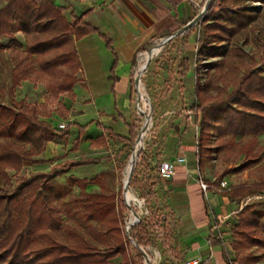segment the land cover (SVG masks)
<instances>
[{
  "label": "trees",
  "instance_id": "obj_1",
  "mask_svg": "<svg viewBox=\"0 0 264 264\" xmlns=\"http://www.w3.org/2000/svg\"><path fill=\"white\" fill-rule=\"evenodd\" d=\"M260 4L261 9H251ZM261 10V11H259ZM65 8L52 0L38 4L35 0H9L0 8V37L9 39V47L22 52L12 71V89L15 94L22 81H31L32 72L41 74L46 83L49 99L57 103L55 113L68 120V110L61 97L75 99L74 87L81 69L76 42L97 30L76 18L74 24L64 16ZM264 0H211L203 18L186 31V39L201 29L205 43H224L246 31L261 15ZM21 35L24 43H19ZM205 47L201 53L206 52ZM6 50L0 43V52ZM232 53L243 54L240 50ZM223 61L213 64L219 74ZM264 49L259 58H252L243 75L222 86L216 95L210 93V84L201 80L200 67L196 66V104L192 113L200 118L197 143V164L204 173L214 150L228 157L238 150V158H254L264 134ZM185 73L189 72L188 63ZM133 91V87H132ZM47 118L46 104L27 106L22 101L11 100V106L0 102V264H143L144 257L136 245H152V234L161 218L152 213L151 222L141 220L131 229L130 238L124 231L123 190L110 191L101 177H95L100 191H86L87 180L74 179L82 185L80 208L84 213L85 227L64 221L66 188L51 184L56 171L67 174L71 168L86 166L94 160L69 161L52 165L49 172L30 173L20 177L11 187L10 172L21 173L26 163L50 164L40 157L47 146L58 136L66 138L69 126L60 130L41 119V110ZM88 126H78L79 136L73 150H77L81 135ZM139 127L131 124L129 137H117L124 144L128 157L133 153L139 136ZM105 144L101 137L91 142V147ZM149 146L138 154L131 189L155 196L159 166L152 164ZM224 175L213 183L220 185ZM221 195L232 201L248 203L238 213L239 223L233 229V250L240 264H259L253 247L264 251V213L256 211L255 200L264 197V182L227 188ZM264 257V253L262 254Z\"/></svg>",
  "mask_w": 264,
  "mask_h": 264
},
{
  "label": "crops",
  "instance_id": "obj_2",
  "mask_svg": "<svg viewBox=\"0 0 264 264\" xmlns=\"http://www.w3.org/2000/svg\"><path fill=\"white\" fill-rule=\"evenodd\" d=\"M35 1L38 4L46 2ZM8 2L9 0L1 7ZM52 2L65 8L64 16L69 23L74 24L75 19L80 18L85 24L97 30L76 42L81 69L77 75L78 83L74 87L75 99L60 98L68 110V120L63 121L54 113L52 116L59 118L60 123H67V126L72 123L75 106L80 104L77 90L79 87L85 89L84 100L81 103L86 105L85 109L87 107L90 110L82 113L85 123L80 126L88 127L81 135L78 149L73 150L74 144L72 145L67 153V160L94 162L72 168L70 172L77 174L93 172L95 164L102 168L105 164L107 168L118 160L124 164L128 154L124 144L115 140L113 135L128 138L130 125L138 126L133 112L136 91L134 70L138 57L154 48L164 38L178 34L191 25L202 15L211 0H52ZM197 34L198 29L187 39L186 32L177 36L185 42L186 51H191ZM190 59V56L183 58L182 70L178 71L179 83H174L180 84L181 89L174 98L175 103L178 101L184 103V108L188 111L171 121L170 115L173 111H167L163 107L172 101L171 98L165 97L160 100L154 98L156 116L152 137L155 141L156 136L159 137L160 143L149 144L147 154L152 155L154 166L164 162L176 165L173 177L158 176L153 191L155 194L153 198L160 200L166 210L164 216L158 213L164 220L163 228L167 226V220L172 224L173 240L171 245L166 247L169 251L163 248L167 254L164 256L162 252L160 253L161 261L166 264H193L196 261L199 264H240L232 247V231L239 223L238 213L245 207L246 202L232 201L222 196V191L216 192L220 185L209 183V162L205 172H199L196 143L198 135L195 134V129L199 131L200 118L196 119L192 113V108L196 104V69L192 67ZM186 63L189 65L187 74L184 71ZM188 77L192 87L194 85L195 99L193 98L191 102L186 94ZM35 87L36 84L31 81H22L18 90L29 92ZM169 90L172 94L173 89ZM41 119L47 122L49 120L47 117ZM72 134L76 141L79 132L72 133L68 129V135L64 140L56 139L48 144L46 153L49 157L46 159L58 156L55 151L58 149L57 146L62 143L69 144ZM101 137L105 138V144L100 148L91 147V142ZM180 159H184L185 162L178 163ZM32 166L34 168L36 165L31 164ZM73 178L78 179L74 176ZM79 179L90 183L93 178L79 176ZM202 182L212 186L207 194L201 190ZM160 232L164 233L162 230Z\"/></svg>",
  "mask_w": 264,
  "mask_h": 264
},
{
  "label": "rangeland",
  "instance_id": "obj_3",
  "mask_svg": "<svg viewBox=\"0 0 264 264\" xmlns=\"http://www.w3.org/2000/svg\"><path fill=\"white\" fill-rule=\"evenodd\" d=\"M6 1L7 0H0V7L4 5ZM254 7L262 10L260 4H255L250 8L254 9ZM177 36L173 37L170 41L164 44L162 48L159 49V54H154L151 61L149 62V66H146L147 69L144 71L142 86L148 96L147 100L145 101L148 105V108L145 109L142 107L143 111L145 112L144 114L140 113L136 108V102L137 98L139 97V93L137 91L134 92L135 98L133 100V112L136 122L139 126V135L143 122L146 118L147 120L150 119L152 125L146 133L144 140L142 141V145L138 150L136 144L133 154L137 151L138 155L141 151H144L146 145H156L160 143L159 137L156 136V141L153 140L152 137V133L155 130L154 124L156 116V104L154 103V98L157 100L165 97L171 98L172 101L169 102V104L167 103V105H163L167 111H173V114L170 115L171 121H174V119H177L180 115L188 111L184 108V103H181L180 101L175 103L174 99L175 96H178L179 92L181 91L180 84L174 85V83H179L178 78L180 75L178 71L182 70L183 58L190 56L192 67H200L202 82H208L210 84V93L212 95H216L217 91L222 88V86L243 75L252 58H259V56L262 54L264 49V15L261 13L260 17L246 31L221 44L205 43L202 30L198 29V34L195 35V41L190 52L186 51V46L183 39ZM17 39L19 43H24L23 38L20 35H18ZM161 42L162 41H160L158 44ZM0 43L4 44L6 47L5 51L0 52V102L7 106H11L12 99H15L18 102L23 100L27 106L46 104L47 113L51 112L55 114L57 112V103L49 99L45 80L43 76L37 72H32L31 79V82L36 84L35 89H31L29 92L16 89L15 94L11 93L12 71L17 65L18 59L20 58L19 52L22 51L15 46L9 47V39L7 38L0 37ZM203 47L207 48L205 53H201ZM232 50H240L243 52V54L239 55L232 53ZM220 61H223L224 65L219 74L216 75L213 64ZM259 70L264 71V67H260ZM186 85L188 87L186 92L187 99L189 102H191L193 98L195 99V94L193 92L194 85L192 87L190 77L186 79ZM169 89H173L172 94L171 90ZM77 92L80 104L75 106V111L72 114V123L68 124L69 130L72 133L77 132L78 126L85 123L82 113H84V111L87 112L90 110L87 109V107L86 110V105L81 103V101L84 100L83 92L85 93V89L83 87H79ZM143 104L144 103L142 102V106ZM44 111L45 109L41 110V118L45 117ZM48 123L56 127L59 125L60 119L52 117L48 120ZM61 124H64L67 127V123L65 122L60 123V125ZM195 130V134L198 135V129ZM73 136L74 135L72 134L71 138L69 139V144L62 143L61 145L57 146L58 149L55 151L58 156L54 155V157L50 159V164L47 163L45 165H36L34 168L33 166L31 167V164H26L21 173L15 174L14 172H10L9 174L12 177L11 187L15 186L16 181L20 177L33 173V170L36 172H49L52 165H64L66 162H69L67 160V153H69V150L75 142V137ZM57 139L58 141L64 140V138L60 136H58ZM238 153V150H234L233 155L228 157L214 150L208 165L210 184L215 182L216 179L221 175L225 176L223 182L227 184V187L264 182V134L260 135L259 137V143L255 149L256 156L254 158H238ZM133 154L130 157H126L124 164H122L121 160L108 165L107 168L105 164L103 168L102 166H97L95 164L93 172H79L80 174H77L70 172L71 170H69L67 174H62L60 171H56L51 184L55 187L64 186L66 188L64 201L68 204L70 210V212L64 210V221H68L69 223L80 227L86 226L85 218L83 217L84 213L80 208L82 199V185L74 183L73 176L78 179L79 176L81 178H94L95 176L101 177L102 180L107 184L110 191L118 192L119 190H123L124 200L125 174L128 165L132 163ZM47 157L49 156L47 153H45L40 158L47 160ZM28 167H31L30 169L33 170L31 171ZM80 171L82 170L80 169ZM85 188L89 193H98L100 191L99 187L95 183H86ZM129 189L131 193H133L142 203V206L139 207L138 205L131 203L130 206H127L124 200V204L128 208V211L124 214V231L125 234L130 238L132 234L131 229L139 223H133V225H131L128 229V225L131 223L133 212L140 216V221L145 220V222L149 223L152 220L150 217L152 213H154L156 216H158V213H161V216H164V212L166 210L164 208V204L160 202V200L158 201L156 197L151 199L147 196V193L144 194L143 192L135 191L131 189L130 186ZM218 191L219 190H216V192ZM249 201H246V204L253 203L252 201ZM254 203L257 206L256 211H258L260 214H263L264 197L255 200ZM161 216L159 217L161 218ZM163 222L164 220L161 218L160 224L157 225L159 230L156 229L152 234V245L149 248H143V250L151 259V263L153 264H166L164 261H161L160 253L162 252V254L165 256L167 253L163 251V248H168V246H170L172 243L171 241L173 240L172 224H170L167 220V226L163 228ZM160 230L164 231V233L162 234ZM167 251L169 250L167 249ZM252 252L256 257L259 258L260 262L264 264V257L262 255L264 251L260 248L253 247ZM114 262L118 264L120 262V258H117L114 260ZM143 264H150V261L148 263L144 257Z\"/></svg>",
  "mask_w": 264,
  "mask_h": 264
},
{
  "label": "bare ground",
  "instance_id": "obj_4",
  "mask_svg": "<svg viewBox=\"0 0 264 264\" xmlns=\"http://www.w3.org/2000/svg\"><path fill=\"white\" fill-rule=\"evenodd\" d=\"M168 42V39H164L157 47H155L153 53L157 55L159 54L158 51L160 48H162V46L164 44H166ZM156 56V55H155ZM151 57L152 55H148L147 58H146V61L147 63H149V61L151 60ZM148 64L144 65V67L142 68V71L144 70V68H146ZM139 97L137 98V102H136V108L138 109V111L142 114H144L145 112L143 111V108L147 109L148 108V105L147 103L145 102L147 100V94L145 92V90L143 89V86L142 84H140L139 86ZM142 102L144 103L143 106H142ZM150 102V100H149ZM148 102V103H149ZM143 107V108H142ZM151 118V117H150ZM151 121L150 119L147 120V118L144 120L143 122V125H142V128H141V131H140V141L137 143V150L141 147L142 145V141L144 140V137L146 135V133L148 132V130L150 129L151 127ZM137 151L133 154V157H132V163H130L126 169V174H125V180H124V186L127 184L129 178H130V175H131V170H132V166L134 165V161L136 162L137 160ZM125 197H126V201L127 203L130 205L131 204H136L139 206H142V203L140 200L137 199V197L131 193L129 187H127V189L125 190ZM135 205V206H136ZM140 216L136 213L133 212L132 214V219H131V223L129 224V226L133 225V223L135 222V220L139 219ZM150 264H153V263H150Z\"/></svg>",
  "mask_w": 264,
  "mask_h": 264
},
{
  "label": "built area",
  "instance_id": "obj_5",
  "mask_svg": "<svg viewBox=\"0 0 264 264\" xmlns=\"http://www.w3.org/2000/svg\"><path fill=\"white\" fill-rule=\"evenodd\" d=\"M205 15V13L202 15V18L203 16ZM158 45V44H157ZM156 47V46H155ZM154 48L150 49L148 52H145V53H142L140 54V56L138 57L137 59V63H136V67H135V70H134V84H135V88H136V91L139 93V86L140 84H142V79H143V75H144V71L147 69V67L149 66V63H147L146 61V58L148 55H154L153 51H154ZM151 57V59H152ZM151 61V60H150ZM148 64V66L146 68H144V70L142 71V68L144 67V65ZM59 129L60 130H65L66 129V125L64 124H61L59 125ZM185 160L184 159H180L178 160V163H184ZM159 174L162 178H171L175 175L176 173V165L174 163H170V162H164L162 164L159 165ZM200 187H201V190L204 194H207V192L212 189V186L209 185V184H206L205 182H202L200 183ZM228 187H227V184L225 182H222L218 188L219 191H223V190H226ZM249 200H247L248 202ZM250 202V201H249ZM129 225H128V229H129ZM137 246V245H136ZM143 249V248H142ZM144 251V250H143ZM145 252V251H144ZM146 253V252H145ZM147 254V253H146ZM147 258L150 260V263L152 262L151 259L149 258L148 254H147ZM147 261V260H146ZM148 262V261H147ZM149 263V262H148ZM193 264H199L198 261L196 262H193Z\"/></svg>",
  "mask_w": 264,
  "mask_h": 264
},
{
  "label": "water",
  "instance_id": "obj_6",
  "mask_svg": "<svg viewBox=\"0 0 264 264\" xmlns=\"http://www.w3.org/2000/svg\"><path fill=\"white\" fill-rule=\"evenodd\" d=\"M210 3H211V2H210ZM209 5H210V4H209ZM209 5H208V7H209ZM208 7L203 11L202 15H203L204 13L206 14ZM202 15H201L197 20H195L191 25L187 26L185 29H183V30H182L181 32H179L178 34H175V35H173V36L167 38L168 41H170L173 37H175V36H177V35H180L181 33H185V32L188 31L192 26L196 25V24L202 19ZM158 45H159V44H158ZM158 45H157V46H158ZM157 46H156V47H157ZM149 62H150V61H149ZM139 141H140V135L138 136V139H137V141H136V144H137ZM136 144H135V146H136ZM133 151H135V148H134ZM137 159H138V156H137ZM136 162H137V160H136ZM136 162H135L134 166H132V170H131L130 178H129L127 184L124 186V200H125L127 206H130V205H129V204L127 203V201H126L125 190L127 189V187H129V183H130V181H131V179H132L133 171H134V168H135ZM137 222H140V219L135 220L134 223H137ZM136 247H137V248L143 253L144 257H145L146 260L149 262L150 260L147 258V254L143 251V249H142L140 246H138V245H137Z\"/></svg>",
  "mask_w": 264,
  "mask_h": 264
}]
</instances>
